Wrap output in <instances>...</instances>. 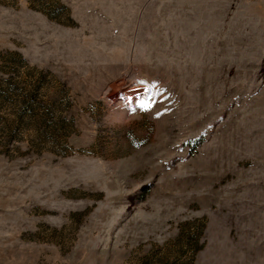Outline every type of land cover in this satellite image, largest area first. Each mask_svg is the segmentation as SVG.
Wrapping results in <instances>:
<instances>
[{
	"label": "rangeland",
	"instance_id": "rangeland-1",
	"mask_svg": "<svg viewBox=\"0 0 264 264\" xmlns=\"http://www.w3.org/2000/svg\"><path fill=\"white\" fill-rule=\"evenodd\" d=\"M0 264H264V0H0Z\"/></svg>",
	"mask_w": 264,
	"mask_h": 264
}]
</instances>
